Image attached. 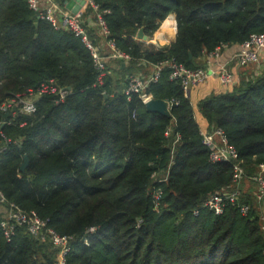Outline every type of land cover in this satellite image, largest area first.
<instances>
[{"label":"trees","instance_id":"16d2710c","mask_svg":"<svg viewBox=\"0 0 264 264\" xmlns=\"http://www.w3.org/2000/svg\"><path fill=\"white\" fill-rule=\"evenodd\" d=\"M94 1L108 11L109 37L130 56L105 62L102 76L79 36L40 19L26 0H0V191L71 238L65 264H264L252 195L242 190L220 215L203 205L230 188L233 172L209 160L199 134L220 128L248 176L264 165V65L230 88L215 80L219 89L206 94L204 83L195 85L188 97L164 68L146 91L176 102L170 117L124 93L128 76H146L152 65L204 67V55L221 44L238 47L264 33V0ZM171 14L176 34L165 48L135 39L139 28L152 36L163 21L171 33ZM89 35L98 39L92 28ZM14 96H34L35 111L4 110ZM57 253L25 227L10 241L0 228V264H54Z\"/></svg>","mask_w":264,"mask_h":264},{"label":"built area","instance_id":"2783aa9c","mask_svg":"<svg viewBox=\"0 0 264 264\" xmlns=\"http://www.w3.org/2000/svg\"><path fill=\"white\" fill-rule=\"evenodd\" d=\"M28 8L37 13L40 19H44L52 24L55 29L71 31L79 36L85 47L89 50L97 69L104 74L105 62L115 60L127 62L130 56L116 47L111 39L110 31L106 25L103 14L107 10H101L94 0H26ZM172 16V15H171ZM170 15L168 17H171ZM173 17H175L173 15ZM176 19H173L174 30L176 29ZM96 31L98 39H92L89 30ZM135 39L139 40L136 36ZM151 40L149 42H153ZM141 42H145L139 40ZM145 42V43H149ZM231 48L227 44H221L213 51L206 53L203 57L204 67L189 69L174 60H166L152 65L150 73L146 76L138 73L129 75L124 89L127 98L137 94L142 103L148 102L152 96L146 91L150 83H156L164 68L169 70V79L177 80L181 86L185 97L190 95L191 88L214 79L223 88H230L238 81L239 72L256 64L259 55L264 51V33L253 34L247 41L238 46L237 50L226 60L222 59L223 51ZM47 87H44L46 89ZM55 91L54 88L51 89ZM59 100H62L69 92L66 88L58 89ZM34 96L19 98L17 96L3 105V109H8L11 105L18 106L21 113L30 114L35 111ZM168 108L176 104L174 101H167ZM171 128H167V136ZM202 144L209 148V160L212 163H230L233 178L229 189H225L212 196H209L203 203L205 207L214 214L223 213L227 203H235L242 195L243 185L250 182L254 190L252 192L256 210L259 213L260 229L264 233V165H257L255 172L248 176L241 165L236 149L228 143L224 132L220 128H200ZM0 138L4 135L0 132ZM155 206L158 205L159 192L154 194ZM3 208V216L0 219V228L7 241H10L15 234L17 227H25L27 232L41 241L48 240L58 251L54 264H65L66 255L70 250L71 238L61 236L52 229L46 228V221L39 218L34 213H25L22 209L9 202L0 191V209ZM240 212L246 215L250 209L246 203L240 204ZM94 228L88 230L93 231ZM85 244H88L84 239ZM264 254V248H263Z\"/></svg>","mask_w":264,"mask_h":264},{"label":"water","instance_id":"95a60500","mask_svg":"<svg viewBox=\"0 0 264 264\" xmlns=\"http://www.w3.org/2000/svg\"><path fill=\"white\" fill-rule=\"evenodd\" d=\"M136 37L139 40H142L145 42H149L151 40V36L146 35L143 31V28H139V30L137 31ZM67 89L69 88L67 87ZM104 97H106V95H104ZM144 106L148 112L159 113L166 117L171 116L170 109L168 108V102L166 100L151 98L148 102L144 104ZM27 164H28V157L24 155L23 161L20 165L21 172L25 170Z\"/></svg>","mask_w":264,"mask_h":264},{"label":"crops","instance_id":"0c3cea01","mask_svg":"<svg viewBox=\"0 0 264 264\" xmlns=\"http://www.w3.org/2000/svg\"><path fill=\"white\" fill-rule=\"evenodd\" d=\"M171 15L173 16V14H171ZM174 18L175 17H173V19ZM165 34H167V33H165ZM175 34H176V29L174 30V36L172 37L173 38L172 41H174ZM237 48L238 47H231L228 50L223 51L222 59L226 60L231 54H233L237 50ZM261 65L262 66L264 65V51L260 53L258 62L256 64H254L253 67H251V72H255L256 73L262 67ZM240 74H241V72H239L238 76ZM201 87H202V89H200V90L202 92H205L206 94H208L210 92H213V91H217L219 89V85L217 84V82L214 79L208 80ZM198 89H199V87H193L191 89V91H190V94L194 95L198 91ZM252 198H253V195H252Z\"/></svg>","mask_w":264,"mask_h":264},{"label":"rangeland","instance_id":"374dc122","mask_svg":"<svg viewBox=\"0 0 264 264\" xmlns=\"http://www.w3.org/2000/svg\"><path fill=\"white\" fill-rule=\"evenodd\" d=\"M164 22V21H163ZM163 22H162V24H163ZM162 24L160 25V27L154 32V34L152 35V40H153V42H149V43H145V42H143L146 46H153V47H155L156 49H163V48H165V46H167V45H169V43H171L172 42V37L174 36V30L173 31H171V33L170 32H168L167 34L168 35H165L163 38H161V39H157V38H155V34L159 31V29L161 28V26H162ZM254 66V64H252V65H250L249 67H247V68H245V69H243L242 71H240L241 72V74H243L242 72L245 70V72H246V70L248 71V72H246L245 73V75L248 77L249 75H251V67H253ZM248 74V75H247ZM116 75V74H115ZM116 78V77H115ZM238 78H240V75L238 76ZM253 190H254V187H253V185H251L250 184V182H245L244 183V185H243V192H245L246 193V195L247 194H250V195H252V192H253ZM0 210H2V209H0Z\"/></svg>","mask_w":264,"mask_h":264},{"label":"bare ground","instance_id":"6f19581e","mask_svg":"<svg viewBox=\"0 0 264 264\" xmlns=\"http://www.w3.org/2000/svg\"><path fill=\"white\" fill-rule=\"evenodd\" d=\"M165 35H167V34H165V32L163 31V29L160 28V30L158 31V34L155 35V38H157V39H161V38H163Z\"/></svg>","mask_w":264,"mask_h":264}]
</instances>
